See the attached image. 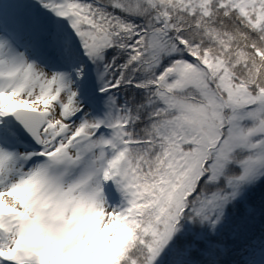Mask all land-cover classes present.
I'll return each mask as SVG.
<instances>
[{
  "label": "rangeland",
  "instance_id": "374dc122",
  "mask_svg": "<svg viewBox=\"0 0 264 264\" xmlns=\"http://www.w3.org/2000/svg\"><path fill=\"white\" fill-rule=\"evenodd\" d=\"M113 3L123 6L135 32L142 33L127 64L144 90V104H135L131 91L126 100L132 124L138 127L141 117L146 124L136 133L148 145L129 151V181L124 170L121 179L115 176L108 117L76 88L79 75L36 37L45 29L38 22L41 10L32 11L36 24L16 21L23 27L14 32L23 47L0 28V126L17 110L44 119L36 151L21 144L15 131L2 134L20 148L0 149V264H119L129 256L125 264H186L208 249L217 257L219 244L212 241L224 228L241 237L254 229L263 205L262 196L256 203L250 194L264 182V87L251 95L246 80L252 68L238 69L241 63H258L247 60L245 51L224 62L218 52H204L200 63L187 61L185 52L197 54L214 38L220 45L221 34L206 22L216 15L220 26L224 14L230 19L234 13L253 32L245 39L248 46L264 57V0ZM79 6L89 13V3L82 0ZM4 13L0 10V26L7 24ZM85 31L99 76L112 78L110 41ZM75 40L70 47L84 62ZM14 54L16 69L10 64ZM86 63L91 83L96 74L92 62ZM14 70L18 76L12 79ZM246 254L257 256L252 250Z\"/></svg>",
  "mask_w": 264,
  "mask_h": 264
},
{
  "label": "trees",
  "instance_id": "16d2710c",
  "mask_svg": "<svg viewBox=\"0 0 264 264\" xmlns=\"http://www.w3.org/2000/svg\"><path fill=\"white\" fill-rule=\"evenodd\" d=\"M84 1L91 6L88 10L89 13L85 15L86 8L83 9L82 6H79L82 0H1L0 10L5 12L4 15L7 16L4 17V21L7 23H5L6 27L13 32H19V29L23 30V27H20L16 22L20 18L29 20V25L36 24L32 17V11L36 9L41 10L38 22L41 25L43 24L45 29L41 28L42 30L37 33L36 37L44 39L46 49L52 52L53 55H56L57 60L72 75H79V80L75 82L77 84L76 88L83 92L84 96L92 100L96 110L108 117L105 123V130H107L108 137L113 141L112 144L117 164L115 176L121 179L124 170L125 181H129L132 180L131 161H129L128 155L131 152L129 151L145 148L144 146L148 145L147 142H140L139 137L142 135L141 133H136L137 130L145 128L146 124L143 122L142 117L140 118L138 127L132 124L131 104L126 100L129 97L128 91H131L136 96L133 102L135 104H144L143 96L140 95V92L144 90L140 88L134 79L135 73L128 66L133 53H135L132 47L137 45L142 33L140 31L135 32L136 28L132 27L133 21H129V18L126 17L127 14H123V6L113 3L114 0ZM223 16L220 26L218 25V20H216V15L209 22H206L211 30L221 34L223 45L222 43L219 45V41L214 38V42L211 41L206 47L201 44L203 50H200L197 53L198 55L186 51V60L189 61L188 59H190L191 62L200 63L199 58L202 53L210 52L209 54H212L213 52H218L217 58L224 62V59L245 51L247 60H253V62L258 63L257 67L252 62L241 63L239 65L242 68L238 69L241 72L252 68L249 72L251 73V80H246L249 83V93L252 95V92H250L252 89L261 91V87H264V57H262L261 51H257L254 45L249 44L250 47L248 46L249 38H251L253 32L250 27L243 25L240 16L234 13L229 14L230 19H227V14ZM201 21L204 23V20ZM3 26L5 25H1L0 28L2 29ZM85 27L89 28L90 32H97L100 37L104 36L103 38L110 41V45L108 46L111 48L108 55L109 64H113V68L111 69L113 73L112 78L106 76V79L105 77L103 79L99 76L98 62L96 63V59L88 50L89 41L85 38L88 31H85ZM131 36L134 37L132 41L130 40ZM247 36L249 37L248 43L245 41V39L247 40ZM75 39L80 43L85 52V56H83L84 62L86 63L88 60L92 62V66L94 67L96 77L95 75L92 77L91 83L87 80L89 76L87 75V71L85 72L86 65L82 61V56L70 47ZM176 43L181 46V43L178 41ZM259 44L262 45V43ZM204 49L207 51H204ZM25 52H28V50ZM249 57L251 59H248ZM48 69L53 70L51 66ZM108 148L110 149V146ZM201 185L199 184L197 189H200ZM250 198L256 203L261 198V204H263L259 205L258 213L254 216V222H252L254 229L246 231L244 233L246 235L241 237V235L233 232L231 227L224 228L220 235H216V240L212 241L215 242L216 247L219 244L217 257L208 249L205 253L200 252L201 258L198 261L197 259L194 261L192 259L190 261V258L185 259L186 264H208L211 261V264H264V182L255 189V192L250 194ZM256 203L253 204L255 207L258 206ZM243 205H240L242 210L244 209ZM234 208L231 207L230 210ZM261 219L263 220L260 222ZM177 242L176 239L174 243L178 244ZM251 250L257 256L248 259L246 252H250ZM207 253L209 256H206ZM204 256L208 258L200 263L202 258L204 259ZM127 260H131V256L119 264H123V262L125 264Z\"/></svg>",
  "mask_w": 264,
  "mask_h": 264
},
{
  "label": "water",
  "instance_id": "95a60500",
  "mask_svg": "<svg viewBox=\"0 0 264 264\" xmlns=\"http://www.w3.org/2000/svg\"><path fill=\"white\" fill-rule=\"evenodd\" d=\"M17 44H21V41H17ZM9 123L19 142L35 149L40 147L39 135L44 127V119L41 115L17 110L12 112Z\"/></svg>",
  "mask_w": 264,
  "mask_h": 264
},
{
  "label": "bare ground",
  "instance_id": "6f19581e",
  "mask_svg": "<svg viewBox=\"0 0 264 264\" xmlns=\"http://www.w3.org/2000/svg\"><path fill=\"white\" fill-rule=\"evenodd\" d=\"M16 41H20L19 39H15ZM3 127V128H2ZM0 126V131L5 132V126Z\"/></svg>",
  "mask_w": 264,
  "mask_h": 264
}]
</instances>
